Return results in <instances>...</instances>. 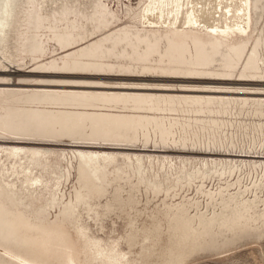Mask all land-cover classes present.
Returning a JSON list of instances; mask_svg holds the SVG:
<instances>
[{
	"label": "rangeland",
	"instance_id": "374dc122",
	"mask_svg": "<svg viewBox=\"0 0 264 264\" xmlns=\"http://www.w3.org/2000/svg\"><path fill=\"white\" fill-rule=\"evenodd\" d=\"M146 2L0 0V145L59 180L0 175V264H95L76 222L135 264H264V0L237 42L142 29ZM75 147L154 159L94 175Z\"/></svg>",
	"mask_w": 264,
	"mask_h": 264
},
{
	"label": "bare ground",
	"instance_id": "6f19581e",
	"mask_svg": "<svg viewBox=\"0 0 264 264\" xmlns=\"http://www.w3.org/2000/svg\"><path fill=\"white\" fill-rule=\"evenodd\" d=\"M142 10L140 16V26L142 29L144 27L146 29L169 31L180 34L199 32L203 35L226 42H232L236 39H245L250 31L251 25V0H147ZM6 144L11 145H0V175L4 179L6 178V180H4L6 184H8L10 180L14 186H17L16 180H19L21 188L24 187L25 191H28L31 199L39 200V194L35 196L34 193L37 190H39L40 193L44 190L47 192L49 189L48 182L50 179L44 180V175L48 172V165L46 162L49 158L45 157L48 152L35 147H20L18 146L19 143L15 142H6ZM75 148L76 149L71 150L73 156L80 159L94 175L100 172L101 169H104L109 163L123 161L137 164L140 168L144 165L145 161L151 164L152 159H154L151 155L147 154H129L103 150L91 151ZM155 159L157 161L161 159L162 163H160V165L162 164V166H165V163L171 166L173 163V159L167 156L161 158L156 157ZM8 160L10 161L9 167H7V165L5 167V162ZM157 161L155 163H157ZM206 165L207 164L204 166ZM44 172L46 173L44 174ZM155 175L157 177L158 174ZM155 175L153 176L155 177ZM58 186L59 180L56 178V182H54L51 189H49L50 192L46 193L49 194V197L45 199V202L56 201ZM40 197L42 198V196ZM77 200H81L80 196ZM74 210L76 211L78 209ZM76 219L77 218H74V222ZM73 232L76 234L73 241L74 245L77 249H80L85 263L135 264V257L131 255L130 257L129 253H126L115 240L110 244H103L99 239L90 238L87 233V228L83 223H74Z\"/></svg>",
	"mask_w": 264,
	"mask_h": 264
}]
</instances>
